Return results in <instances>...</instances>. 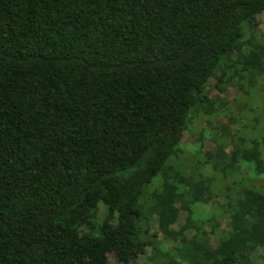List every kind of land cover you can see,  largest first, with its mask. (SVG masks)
<instances>
[{
	"label": "trees",
	"instance_id": "trees-1",
	"mask_svg": "<svg viewBox=\"0 0 264 264\" xmlns=\"http://www.w3.org/2000/svg\"><path fill=\"white\" fill-rule=\"evenodd\" d=\"M263 12L264 0H0V264H264ZM209 78L259 92L252 120L213 121L227 105ZM196 118L212 177L179 164Z\"/></svg>",
	"mask_w": 264,
	"mask_h": 264
},
{
	"label": "rangeland",
	"instance_id": "rangeland-1",
	"mask_svg": "<svg viewBox=\"0 0 264 264\" xmlns=\"http://www.w3.org/2000/svg\"><path fill=\"white\" fill-rule=\"evenodd\" d=\"M258 30L264 31V12L261 13L258 16ZM228 73L232 74L235 73L234 68L228 71ZM237 80L241 82L242 90L237 86ZM245 80L233 78L231 82H228L226 84H219L216 82L215 78H209L206 85H205V91L210 96L212 95H219L222 101L226 103V107L223 110H220V114L218 115H212L211 119L214 121L215 119L221 117L223 114H235L238 115H244L249 116V118H253V116L256 114L257 111V104H258V98L260 97V93L254 91L251 87L247 86L245 84ZM217 83V84H216ZM244 90L251 91V95L249 93H246ZM262 92V91H261ZM262 95V94H261ZM264 108V107H262ZM200 118V117H197ZM194 119L193 123L190 126V130L188 132H184L183 137L186 138V143H184V158H182L180 161L182 163H179L183 166V170L186 172L185 174H192L195 176V174H201L202 177H208L211 175H215V172L208 168L206 165V159L204 160V157L201 155L207 152L208 150L214 148V142L212 141V132H206V125L203 123V120L198 121V119ZM202 119V118H200ZM211 128L210 126H208ZM204 134H202V131H204ZM215 133V130L213 131ZM203 135V136H202ZM179 161V159H178ZM175 163H177V158L174 160ZM183 171V172H184ZM199 177V176H197ZM208 179V178H207ZM210 179V177H209ZM233 180L240 181L239 179H232L230 175L225 176L224 178H220V180L223 183H230ZM255 182V180H253ZM216 184V183H215ZM212 186V198L210 199V204H206V209H210L213 214L215 215V212L212 210L215 204H218V201L225 200L226 195V188H223L222 185H219L216 187V185ZM226 187V186H225ZM215 193V195H214ZM211 207V208H210ZM185 216V212H180V219H182ZM216 220L217 222H220L221 226L224 227L226 225L224 221V216L220 213V211L216 214ZM86 229V228H85ZM206 229H209L207 226ZM169 245V244H168ZM258 255H264V252H261ZM262 258L260 256L258 259ZM109 261L111 264H116L114 262L113 257L109 256ZM138 264L143 263L142 257L137 260Z\"/></svg>",
	"mask_w": 264,
	"mask_h": 264
}]
</instances>
